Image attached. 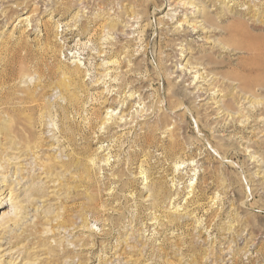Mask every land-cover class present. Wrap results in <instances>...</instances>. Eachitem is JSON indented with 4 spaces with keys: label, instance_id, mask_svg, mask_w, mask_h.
Listing matches in <instances>:
<instances>
[{
    "label": "rangeland",
    "instance_id": "374dc122",
    "mask_svg": "<svg viewBox=\"0 0 264 264\" xmlns=\"http://www.w3.org/2000/svg\"><path fill=\"white\" fill-rule=\"evenodd\" d=\"M191 1L0 0V264H264V0Z\"/></svg>",
    "mask_w": 264,
    "mask_h": 264
},
{
    "label": "bare ground",
    "instance_id": "6f19581e",
    "mask_svg": "<svg viewBox=\"0 0 264 264\" xmlns=\"http://www.w3.org/2000/svg\"><path fill=\"white\" fill-rule=\"evenodd\" d=\"M190 1H191V0H190ZM199 2H200V1H199ZM194 3H195V2L191 1V4H194ZM195 5H196V3H195ZM196 6H197V5H196ZM203 19H204V18H203ZM201 22H202V25H203L204 28H207V27H208V23H207L205 20H202ZM113 25H114V24H113ZM214 29L217 30V32H219V33L222 32V30H221V29L219 30L217 27L214 28ZM255 100H256V99H255ZM4 124H5V123H4ZM8 125H9V124H8ZM6 126H7V125H6ZM6 126H4V125H3V126H0V131H2V128H4V127L6 128ZM9 127H10V126H9ZM7 129H8V128H7ZM10 220H11V219H10ZM7 230H8V228H7V226H5V227H4V230H3L4 233L7 232ZM3 231H2V233H3ZM0 234H1V232H0ZM1 235H2V234H1Z\"/></svg>",
    "mask_w": 264,
    "mask_h": 264
}]
</instances>
